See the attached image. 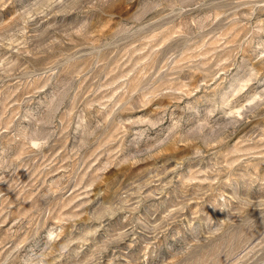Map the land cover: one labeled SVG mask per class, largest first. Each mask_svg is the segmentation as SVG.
<instances>
[{"label": "rangeland", "instance_id": "1", "mask_svg": "<svg viewBox=\"0 0 264 264\" xmlns=\"http://www.w3.org/2000/svg\"><path fill=\"white\" fill-rule=\"evenodd\" d=\"M0 264H264V0H0Z\"/></svg>", "mask_w": 264, "mask_h": 264}]
</instances>
